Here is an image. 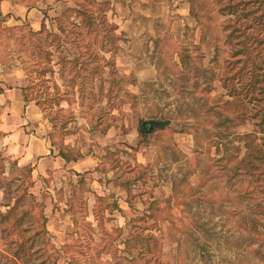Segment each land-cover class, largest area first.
I'll return each mask as SVG.
<instances>
[{
  "label": "rangeland",
  "instance_id": "obj_1",
  "mask_svg": "<svg viewBox=\"0 0 264 264\" xmlns=\"http://www.w3.org/2000/svg\"><path fill=\"white\" fill-rule=\"evenodd\" d=\"M2 1L0 82L75 166L32 175L0 130V264H264L256 5L240 46L227 0Z\"/></svg>",
  "mask_w": 264,
  "mask_h": 264
},
{
  "label": "crops",
  "instance_id": "obj_2",
  "mask_svg": "<svg viewBox=\"0 0 264 264\" xmlns=\"http://www.w3.org/2000/svg\"><path fill=\"white\" fill-rule=\"evenodd\" d=\"M3 4H7V2L2 1L0 6L3 7ZM10 6L13 8V5ZM5 8L9 10L8 5ZM0 111L5 115L0 119V130L3 133L2 142L5 151L16 159L17 164L31 162L32 175L46 174L48 170L58 166L66 168L75 166V162L55 153L51 149L53 146L47 142L39 130L27 131L29 126L26 123L29 116H33L32 118L35 120L34 117L37 116V113L27 104L19 86L0 82ZM32 125L35 127L34 123Z\"/></svg>",
  "mask_w": 264,
  "mask_h": 264
},
{
  "label": "trees",
  "instance_id": "obj_3",
  "mask_svg": "<svg viewBox=\"0 0 264 264\" xmlns=\"http://www.w3.org/2000/svg\"><path fill=\"white\" fill-rule=\"evenodd\" d=\"M245 4H246V6H245ZM247 4H255L256 5V7H255L256 11L260 10L257 13L258 16L255 19H257L256 23L261 25L262 28L264 29V0H249L247 2H244L243 0H227L225 2V5L223 7H221V11H220L224 14L228 13V14H232L234 16L233 24L231 25L233 27L230 31H228L227 36H232L234 39L239 38L238 41H234V43H237L240 46L241 45L243 46V44H244L243 43L244 41L242 39L244 37L243 36L244 31H243V27H242L243 22L241 19L243 18L244 13H245L244 16H247V14H246L247 10H248ZM80 14H82V13H80ZM56 21L59 24V28H61L58 18ZM41 27H43V28H40V29H44V23L43 22H41ZM258 40H259V35H256V39L254 40V48H255L256 53L259 54V44H261V41H258ZM238 48L234 49V51H236ZM262 50L264 51V47L262 48ZM241 53H242V51H241ZM260 55L263 56L262 54H260ZM261 72L262 73L260 74V80L264 79V69ZM263 89L264 88L261 89L262 92L264 91ZM24 99L27 100L26 96H24ZM257 100H259V98H257ZM59 154L66 159H71L61 149L59 150ZM1 171H2V169H0V172ZM26 195L30 196V197L33 196V194L31 192H28ZM23 196L24 195L20 196V198L17 197L15 203L13 205H11L6 210V213L4 214V213L0 212V215H2V216L9 215L12 210H14L18 207L20 201H22ZM11 254H12L11 256H6V257L4 256L5 258H4L3 264H17L16 260H18L20 258V253L18 251H13V253H11ZM146 262H147L146 264H166L163 261H161V259L159 257L158 258L153 257V259H151V260L146 259Z\"/></svg>",
  "mask_w": 264,
  "mask_h": 264
},
{
  "label": "water",
  "instance_id": "obj_4",
  "mask_svg": "<svg viewBox=\"0 0 264 264\" xmlns=\"http://www.w3.org/2000/svg\"><path fill=\"white\" fill-rule=\"evenodd\" d=\"M143 126H145L146 124H147V122L146 121H143ZM146 129H148L147 127H145Z\"/></svg>",
  "mask_w": 264,
  "mask_h": 264
}]
</instances>
